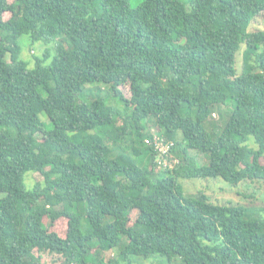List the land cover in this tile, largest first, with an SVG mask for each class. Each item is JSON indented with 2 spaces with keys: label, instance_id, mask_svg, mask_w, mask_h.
<instances>
[{
  "label": "trees",
  "instance_id": "obj_1",
  "mask_svg": "<svg viewBox=\"0 0 264 264\" xmlns=\"http://www.w3.org/2000/svg\"><path fill=\"white\" fill-rule=\"evenodd\" d=\"M263 12L264 0H0V264H264V216L179 183L264 180V31H249ZM21 36L45 46L32 68ZM28 173L43 179L27 188ZM61 218L64 237L50 230Z\"/></svg>",
  "mask_w": 264,
  "mask_h": 264
},
{
  "label": "rangeland",
  "instance_id": "obj_2",
  "mask_svg": "<svg viewBox=\"0 0 264 264\" xmlns=\"http://www.w3.org/2000/svg\"><path fill=\"white\" fill-rule=\"evenodd\" d=\"M11 3L13 0H8ZM142 0H129L131 8H136L139 6ZM185 1V0H184ZM10 17V13H4L3 19L7 20ZM264 31V12L257 17L250 25L249 31ZM3 33L0 32V40ZM19 44L21 47V59L29 64V68L34 66V56L42 57L44 52V47L42 43L38 42L31 44L27 36H21L19 39ZM50 53H54L53 45L47 47ZM242 53L243 48L236 55V64L238 73H240L242 66ZM50 64V59L43 62L44 66ZM101 94L105 92L104 88H101ZM120 91L124 97L128 98L130 96L129 87L121 86ZM100 93V89H99ZM224 113L226 111L225 107L221 108ZM225 118H222L218 112L212 115L211 120L218 125H222ZM250 149H257L253 141L250 139L245 143ZM192 156L196 153L192 152ZM202 162V158L199 159ZM262 162L264 160L262 159ZM42 177L38 173H28L25 177V184L27 188H31L37 182L42 181ZM179 183L182 187L183 196L185 198H190L196 196L197 194H204L208 202L215 206H233L239 207L246 210L249 214H259L264 216V180H246L240 182L237 186H231L225 180L221 178L216 179H179ZM67 220L64 218L56 220L51 226L50 230L56 232L61 237L65 236L66 233ZM106 259L116 258L117 251L112 250L106 253ZM134 260V261H133ZM43 261L45 264H59L60 260L54 255L48 253L43 254ZM174 260L171 264H177ZM132 264H170L167 262L166 258L159 256H152L148 258L136 257L132 259ZM120 264H126V262H120Z\"/></svg>",
  "mask_w": 264,
  "mask_h": 264
},
{
  "label": "built area",
  "instance_id": "obj_3",
  "mask_svg": "<svg viewBox=\"0 0 264 264\" xmlns=\"http://www.w3.org/2000/svg\"><path fill=\"white\" fill-rule=\"evenodd\" d=\"M161 152H162V153L166 152V148H165V149H162ZM159 163L162 164V165H164V166H169V167H170L173 163L176 164V163H177V160H173V163H171V162H168V161L164 158V159H160V160H159Z\"/></svg>",
  "mask_w": 264,
  "mask_h": 264
}]
</instances>
